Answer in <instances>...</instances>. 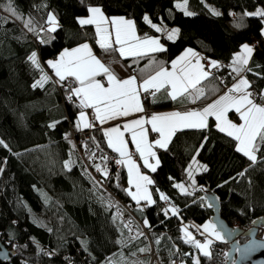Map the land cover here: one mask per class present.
Instances as JSON below:
<instances>
[{"label":"trees","instance_id":"obj_1","mask_svg":"<svg viewBox=\"0 0 264 264\" xmlns=\"http://www.w3.org/2000/svg\"><path fill=\"white\" fill-rule=\"evenodd\" d=\"M7 3L0 0V17L4 18L0 20V140L8 146L0 145V240L11 251L13 263L84 264L90 258L91 264H150L151 254L139 251L150 248L158 256V262L151 264H193L197 257L200 264H225V239L213 244L211 257H203L183 242L187 219L194 222L196 230L199 228L198 233H203L198 223L214 212L200 190L202 185L210 186L219 197L220 216L231 228L245 231L263 216L264 148L257 153L256 162L249 161L236 150L234 138L217 129L214 117L204 129H177L166 148L158 149L155 172L141 163L152 178L155 203L141 206L133 201L137 204L135 211L140 217H148L151 228L149 236L132 234L112 204L115 195L131 200L127 169L112 162L110 154L114 151L107 144L103 128L95 124L84 145L90 150L98 145L107 153L105 157L99 154V158L101 169L108 174L100 171L93 176L88 170L70 139L72 128L80 130L76 127L77 115L84 109L81 98L73 95L68 99L75 81L60 82L55 75H48L46 63L63 48L90 41L118 77L147 78L191 47L201 52L207 68L210 59L219 65L211 67V75L201 80L205 97L195 103L201 107L235 79L233 54L241 43L251 42L254 48L246 66L250 71L244 72L246 88L256 103H264L258 98L264 93V18L246 15L264 9V0H187L191 16L177 0H12V7L22 19L5 10ZM90 6L101 7L108 17L133 19L141 36L160 35L165 50L123 56L113 42L108 45L115 51H104L95 25L78 23L81 15H88ZM52 13L60 21L56 31L42 30L51 27L48 16ZM145 14L154 23L178 26L176 38L170 40L157 32L144 20ZM28 19L33 22L34 32L25 27ZM33 52L39 68L28 59ZM40 69L50 79L34 88L43 74ZM150 92L152 96L144 95L149 110L188 103H181V98L172 100L164 89ZM229 114L234 115L232 111ZM53 123L55 128L49 127ZM195 155L207 171L195 174L193 186L187 165ZM69 159L70 168L65 166ZM177 181L185 182L192 194L181 192ZM162 193L176 205L177 212L165 215V200L159 198ZM237 239L240 242L246 238Z\"/></svg>","mask_w":264,"mask_h":264},{"label":"snow or ice","instance_id":"obj_2","mask_svg":"<svg viewBox=\"0 0 264 264\" xmlns=\"http://www.w3.org/2000/svg\"><path fill=\"white\" fill-rule=\"evenodd\" d=\"M187 0H184L182 7L185 8V14L191 16V12L186 11ZM179 6V5H178ZM5 10L9 12L12 16L22 19L19 16L16 9L12 7V0H8ZM87 11L91 14L89 18L79 19L78 23L80 25H95L97 33L104 34V42H99L101 49L104 51H115L110 45L107 44V35L108 30L104 27L106 23H110L115 26V43L121 45L119 48L120 55L126 54H140L139 50L141 48L148 49L150 51H164L165 49L159 43L157 38L144 37L141 39L136 36L134 31V22L131 20H124L123 18L117 20L112 19L108 20L104 16L103 11L100 7H90ZM213 14L220 15L219 12L212 10ZM246 15L256 16L264 18V9H257L256 12L246 13ZM3 17H0V20H3ZM144 20L151 24V27L154 28L157 32H160L161 29L156 25L152 24L147 16L144 17ZM32 20L28 19L25 21V27L29 31H35L31 26ZM48 23L51 25L49 29H42L45 31H56V17L54 15L48 16ZM179 30H173L169 35L168 39H173ZM262 35H264V30H262ZM125 46H128V52L125 51ZM253 49L249 47L248 44L242 46V52L238 54L233 60V72L237 76H240L241 72L250 71L246 66L249 62V57L252 55ZM193 56H198V54L193 53L191 49L187 50L181 57L177 60L172 61V68L177 69V64L187 60L189 54ZM28 59L32 61L39 68V63L36 59V53L33 52ZM48 65L55 71V75L59 77V81L63 82L67 78L72 77L77 82L78 86L75 88H70L72 95H69L68 99L71 100L72 96L80 97V106L83 108H94L96 112V119L104 122L108 119L119 117V116H128L131 112H142L144 111L141 106L138 89L136 86V77H131L123 81H117L116 78L109 72L108 68L96 59L92 55L90 47L88 44H83L78 48L72 49L71 51L65 49L59 60L47 61ZM210 67H219V65L212 61ZM43 73V69H40ZM107 75L108 81L111 84V87L105 89L104 86L100 83L96 77L100 74V71ZM211 75L210 72L205 71L200 65L199 60L197 59L196 65L192 66L191 61H188L184 66L179 68L177 71L169 72L167 69L162 66L159 70L156 71L155 75L149 76L143 81L140 87L145 93H148L150 96L153 95L149 90L155 89L160 91L164 89L165 95H167L172 100H177L181 98L180 102L190 101L195 103L197 99L205 97V90L203 87H198L201 83L202 78H206ZM50 79L47 74H44L40 80H37L33 87L40 86ZM248 86V81L244 78L239 79L238 82L234 83L233 86L228 89V94L221 96L219 99L215 100L211 104H208L202 110H189V111H175L166 115H152L150 120L137 119L132 122V124H125L124 127L131 130L132 126H137L140 131L133 133L132 140L136 145V150L139 152L141 159L145 168L151 169V171H156V165L159 164V161H156V164L149 163V157H154L155 152L150 151V149L155 145L159 148H166L167 144L170 142L173 134L177 129H204L208 127L207 118L209 116H214L217 129L226 133L228 137L234 138L238 142L236 150L245 156L249 161H257V153L264 148V103H256V98L253 97V94L246 90ZM170 89V90H169ZM233 93H239V95H233ZM259 100L264 101V93L259 95ZM230 109H234L235 113L239 114V118L243 123L237 125L228 119L227 114ZM85 113H80V118L83 120ZM151 125V130L160 135V139L154 141V145H148L147 149L142 147L145 141V132L144 125ZM56 124L53 123L49 125L51 128H55ZM85 128H89L92 125L89 123H84ZM79 127V124L77 125ZM110 133H114L115 136L112 137ZM106 136H109L107 141L108 146L113 148L121 157H128V173L131 177L129 179V184L133 185L135 192H132L131 189H128V194L135 200L137 203L140 200H145L150 203H155L152 201V198L149 194L147 185L153 183L148 176L142 175L138 170L134 161L131 160L130 155L125 148V142L122 138L123 134L120 132L118 127L111 128L110 131L105 132ZM0 145L8 147L2 140H0ZM203 144L201 145V149ZM148 151V155H145V151ZM261 160L264 161V156L261 157ZM117 164L125 163V160H117ZM72 162H66V167H71ZM97 171H102L105 176H107L106 169H101L99 165L96 166ZM204 171H207V167H203ZM247 171V170H245ZM244 173H239L238 176H243ZM189 178L191 183L194 186L195 180L192 179V172L189 171ZM232 179H235L233 177ZM227 183V181H225ZM181 192H184L188 195L192 193L188 191L182 184H177ZM201 191L204 189L201 188ZM160 199L167 200L168 198L161 194ZM212 205L209 204L208 207ZM172 211L175 213L176 209L173 207ZM167 215V211H165ZM147 223V221H145ZM129 227V225H125ZM129 230H131L129 228ZM197 231L199 228L197 227ZM143 235V233H140ZM201 235H206L207 238L204 243H201L200 240L195 239L190 232L185 228V239L184 243L192 245L197 251L202 254L203 257H211V246L213 240L211 237H215L216 240H224L223 235L217 231L216 225L211 221L208 224L204 225L203 233ZM159 243V240H157ZM140 252L151 251L150 248H141ZM193 264H200L199 257H197Z\"/></svg>","mask_w":264,"mask_h":264},{"label":"crops","instance_id":"obj_3","mask_svg":"<svg viewBox=\"0 0 264 264\" xmlns=\"http://www.w3.org/2000/svg\"><path fill=\"white\" fill-rule=\"evenodd\" d=\"M90 7H98V6H90ZM100 8H101V7H100ZM102 11H103V9H102ZM103 14H104L105 17L108 18L109 21H111L112 19H117V20H119V19H121V18H123L124 20H131V21H133V22H134V31H135L136 36L140 37L141 39L144 38L143 36L140 35V33H139V31H138V28H136L135 21H134L133 19H131V18H127V17H125V16H111V17H108V16L104 13V11H103ZM90 15H91V14L88 13L87 16H85V17H79V19L89 18ZM145 16H147V17L149 18V20L151 21L152 24H156V25L161 29V32L164 33V36L167 37V38H168V35H169L173 30H176V29L179 30L178 26H177V27H174V26H167V25H165V24H160V23H157V22L154 23V22L151 20V17L148 16V14H145L144 17H145ZM56 22H57V24H56V27H57V26L59 25V22H60V21H58V19L56 18ZM149 24H150V23H149ZM95 27H96V26H95ZM104 27L107 28V30H109V31H108L109 34L107 35V44L115 42V26H114V25H111L110 23H106V24L104 25ZM176 36H177V35H176ZM176 36H175L173 39H175ZM145 37L157 38L158 41H159V43H160L162 46H164V43H163L162 39L160 38V35H155V36H154V35H150V36H145ZM98 41H99V42H104V38L102 39V41L99 40V34H98ZM83 44H88V45H89L92 55L95 56L96 59L100 60V62L105 66V68H108V69H109V72H110V73L116 78L117 81H123V80H125V79H129V78H131V77H136V86H137V89H138V96H139V100H140L141 106L143 107L144 111H142V112H131L128 116H119V117L111 118V119H108V120H106V121H104V122H101L100 120L96 119V112H95V109H94V108L89 107V110H88V108H84L81 112H84V113H85V117H84L83 120H81V118H80V113H81V112L78 113V115H77L78 118H77V122H76V127H77V125L79 124V127H77V128L84 129L85 127H84L83 125H84V123L87 122V123H89V124H91V125H93V126H94L95 124H96V125H100V127L103 128L104 133H105L106 131H110L111 128L118 127L119 130H120V132L123 134L122 138H123V140H124V142H125V145H124V146H125V148L127 149L128 153H129V155H130L131 160L135 162V164H136V166H137V170H138L142 175H145V176H148V172H147L146 170H144L143 168H141V163H143V160L141 159L139 152L136 150V145L134 144V142H133V140H132V135H133V133H137V135H138L140 129H139L137 126L133 125L132 128H131V130H129V129H127V128L124 127L125 124H132V122H133L134 120H137V119L150 120V118H151L152 115H166V114H169V113H172V112H175V111L184 112V111H189V110H202V109H203L204 107H206L208 104H211V103L214 102L215 100L219 99L221 96H223V95H225V94H228V89H230V88L233 86L234 83L238 82L239 79H241V78L246 79V77H244V72H241V73H240V76H237L236 73H235V79H234V80H233V81H232V82H231L226 88H224V89H223L218 95L214 96V97L212 98L211 101H209L208 103L202 105L201 107L196 106V105H195L196 102H195V103H192V102L188 101V103H186L185 105H179V106H175V105H174V106H170V107H164V108H159V109L149 110V109L146 108V104L144 103V95H145L146 93L143 91V89L140 87V85H141V84L143 83V81H144L145 79H147L149 76H151V75H155L156 72H155V73H152V74H150V75H148L147 78H139L138 75H129V76H125V78H120V77L117 76L116 72H113L111 66H110L107 62H105L104 60H102V59L100 58V56L98 55V53L94 50V47H93L92 42H90V41H85V42H83V43H80V45L72 46V47H70V48H63L61 51H59V53H58L57 56H55V57H51V58H49V60L57 61V60H59L61 53H62L65 49L71 51L72 49L78 48V47H80V46L83 45ZM244 44H248L249 47H251L252 49L254 48V44L251 43V42H243V43H241V47L239 48V50H237V51L233 54V60H234V58H235L238 54H240V53L242 52V46H243ZM118 47L120 48L121 45L118 44ZM189 49H191L193 53L198 54V56H193V55L190 53L189 56L187 57V60H186V61L177 64V69H173V68H172V63H171L170 65H168V66L163 67V68L167 69L169 72L177 71L179 68H181L182 66H184V64H186L188 61H191V64H192V66H193V68H194V66H195L196 63H197V59H198L200 65L203 67V69H204L205 71H208V72L211 73V67H210V66H209L210 68H207V67H206V65L204 64V61H203V60H204V57H203V55L201 54V52L198 51V50H196V49H193V48H191V47H188V48L182 50V51L178 54V56L175 58V60H177L179 57H181L182 55H184V53L187 52V50H189ZM125 51H126V53L128 52V46H125ZM139 52H140V54H141V53L152 52V51H150V50H148V49L141 48V49L139 50ZM126 55H129V56L132 55V56H134L135 53H133V54H126ZM123 56H124V55H123ZM251 56H252V55H251ZM251 56L249 57V60H250ZM49 60H48V61H49ZM233 60H232V67H233ZM212 61H215V60L210 59V64H211ZM215 62H216V61H215ZM216 63H217V62H216ZM46 64L48 65V63H46ZM48 67H49L50 69H49V71L47 72V74H48V75H50V74L55 75V71H54L49 65H48ZM158 70H159V69H158ZM55 76H56V75H55ZM56 78L59 79V77H57V76H56ZM67 79H69V80L72 79L73 81H75V79L72 78V77H69V78H67ZM96 79L100 81V83L104 86L105 89L111 87V84H110L109 81H108V77H107V75L103 72V70L100 71V74L96 77ZM202 79H203V78H202ZM246 80H247V79H246ZM75 85H76L75 87L78 86V84H77L76 81H75ZM197 86H198V87H201V83H200L199 85H197ZM75 87H74V88H75ZM246 87H247V86H246ZM152 90H153V91H156L155 89H150L149 91H152ZM169 90H170V89H169ZM246 90L248 91L247 88H246ZM233 95H239V93H233ZM89 111H91V113H89ZM230 111H232V112L234 113V115H230V114H229ZM230 111H229L228 114H227V117H228L229 120H231L233 123H235V124H237V125L243 123V121L239 118V114H238V113H235L234 109H230ZM211 117H214V116H209V117L207 118V123H209L208 121H209V119H210ZM214 118H215V117H214ZM215 121H216V120H215ZM217 123H218V122H217ZM143 127H144V132H145V141H144L142 147H144V148L147 149V146H148V145H154V141H155L156 139H160L161 137H160V135H159L158 133H155V132H153V131L151 130V125H150V124H147V123H146ZM178 129H179V128H178ZM110 135H111L112 137L115 136L114 133H110ZM105 137H107V141H108L109 136H106V135H105ZM170 140H171V139H170ZM107 144H108V143H107ZM237 146H238V142H237ZM109 148H111V147H109ZM111 149L114 151V153H117L113 148H111ZM158 149H159V146H155V145L150 149V151H153V152L156 153V155H155L154 157H149V160H151V162H153L154 164L156 163L157 160L159 161ZM145 155H146V156L148 155V151H147V150L145 151ZM121 159H122V160H125V163H123L122 165L125 167V169H127L128 179H130L131 177L129 176V173H128V163H127V159H128V157H121L120 154H119L118 160H121ZM197 164H198L200 167H202V168H203L204 166H206V165H204V164H200V163H197ZM148 177H149V176H148ZM149 178H150V177H149ZM150 180L152 181V178H150ZM147 187H148V189H150V193H152L151 184L147 185ZM127 189H131V190H133V192L135 191V188L133 187V185H130L129 183H128V188H127ZM162 194H164V193H162ZM152 195H153V194H152ZM130 198H131L132 201H135V200L132 199L131 196H130ZM131 200H130V201H131ZM140 201H142V200H140ZM144 201H145V200H144ZM147 202H148V201H147ZM149 203H150V202H149ZM167 212H168V211H167Z\"/></svg>","mask_w":264,"mask_h":264},{"label":"water","instance_id":"obj_4","mask_svg":"<svg viewBox=\"0 0 264 264\" xmlns=\"http://www.w3.org/2000/svg\"><path fill=\"white\" fill-rule=\"evenodd\" d=\"M204 197L211 204L214 212L210 219L215 223L216 228L222 232L225 242L228 245L225 264H264V238L256 237L258 226L264 225V215L254 220L245 231L240 232L237 228H231L220 216L219 197L210 188L204 186ZM245 237L244 241H238V237ZM11 251L8 250L0 240V264H14L11 260Z\"/></svg>","mask_w":264,"mask_h":264},{"label":"built area","instance_id":"obj_5","mask_svg":"<svg viewBox=\"0 0 264 264\" xmlns=\"http://www.w3.org/2000/svg\"><path fill=\"white\" fill-rule=\"evenodd\" d=\"M92 130H93V127L84 128L80 130H77L76 128H72L70 131V137L71 139L75 140L76 146L78 150L80 151L82 160H84L85 165L88 168V170L94 176H97V174H95L92 169L94 168L95 163L99 161L98 159L99 154H102V156L105 157L107 153L102 148H100V146L98 145H96L94 150H90L84 145L85 139L91 136ZM118 157H119V153L110 154V159H112V162L115 164H117L116 161L118 160ZM115 200L120 201V204L118 201H115ZM115 200L112 201L113 206H115V212L120 217V219L123 220L125 224L129 225L128 229L129 228L131 229L129 230L130 233L137 234L138 232H142V233H146L149 236L150 228H151V221H149L148 217L146 216L140 217L137 214V211H135L137 204L133 201H124L122 198H119L117 195H115ZM187 220H188L187 221L188 229L191 230V232H193L194 234H196L201 240H205L206 235H201V233H198L194 222L190 219H187ZM145 221H147V223H145ZM246 228H250V226H247ZM170 233L172 235V231H170ZM256 237L258 238L264 237L263 228L260 227L258 229L256 233ZM152 249H154L153 245H152ZM146 253L151 254V257H152L151 263L155 262V260H157L158 262V256L156 253L154 254V250L150 252L147 251ZM186 253H190L189 250H187ZM171 263L172 264H186L185 261H180V262L172 261ZM84 264H91V259L88 258L86 261H84Z\"/></svg>","mask_w":264,"mask_h":264},{"label":"rangeland","instance_id":"obj_6","mask_svg":"<svg viewBox=\"0 0 264 264\" xmlns=\"http://www.w3.org/2000/svg\"><path fill=\"white\" fill-rule=\"evenodd\" d=\"M177 4H178L182 9L185 10V8L182 7V5L184 4V0H177ZM98 7H99V6H98ZM186 11L189 12V9H188L187 5H186ZM51 15H54V16H55L54 13H52ZM85 16H87V15H81L80 17H85ZM55 17H56V16H55ZM263 30H264V26H263ZM108 31H109V30H108ZM98 34H99V40L102 41V39L104 38V34H103V33H98ZM44 74H45V73L41 74L40 77H39L37 80H40ZM37 80H36V81H37ZM70 139H71V137H70ZM72 141H73L74 144L76 145L75 140L72 139ZM98 159H99V161H98L97 163H95L94 168L92 169V170L94 171V173L97 174V175H99L100 171H97L95 168H96L97 165L100 166V163H101V159H100V158H98ZM67 161L69 162L70 159L67 160ZM149 163L154 164L153 162H151V160H149ZM197 163L204 164V162H202V160H200L199 157H198L197 155H195L194 158H192V159L189 161L188 165H187V166H188V174H189V171L191 170V172H192V179H194V180L196 179L195 174H196L197 172L203 170V168L200 167ZM155 164H156V163H155ZM100 168H101V166H100ZM93 176H94V175H93ZM148 176L150 177L149 172H148ZM150 178H151V177H150ZM177 184H182V185H184V187H185L186 189H188V187L186 186L185 182H183V181H177ZM131 191L133 192V190H131ZM148 191H149V194H150V196H151V198H152V201H154V197H153L152 193H150V189H148ZM134 192H135V191H134ZM114 197H115V196H114ZM114 200H115V198H114ZM115 201H118V200H115ZM118 202H119V204H120V201H118ZM146 203H147V201L142 200V201L139 202V205L142 206V205H144V204H146ZM163 207H164V209L167 210L168 212L170 211V212L174 213V212L172 211L173 207H175L176 212L178 211L176 205L173 204L172 202L168 201V200H165V202L163 203ZM209 221H211L213 224H215V223L212 221V219H210V217H208L207 220H205V221H203V222H199L198 224H199V226H200V227L202 228V230H203V229H204V225L208 224ZM263 227H264V225H263ZM184 231H185V229H184ZM187 231H188V230H187ZM217 231H219V232L222 234V232H221L220 230L217 229ZM263 231H264V228H263ZM191 234H192V233H191ZM192 236H193L195 239H197V237H196L194 234H192ZM211 239L213 240V244H214L215 242L219 241V240H216L215 237H211ZM197 240H198V239H197ZM222 241H224V240H222ZM201 243H204V242L201 241ZM213 244H212V246H211V252H212ZM151 248H152V245H151Z\"/></svg>","mask_w":264,"mask_h":264}]
</instances>
